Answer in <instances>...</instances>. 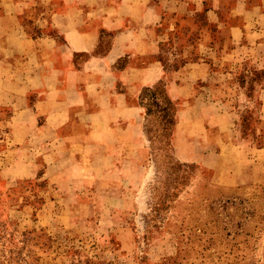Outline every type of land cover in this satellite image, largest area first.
Returning <instances> with one entry per match:
<instances>
[{
    "label": "rangeland",
    "instance_id": "374dc122",
    "mask_svg": "<svg viewBox=\"0 0 264 264\" xmlns=\"http://www.w3.org/2000/svg\"><path fill=\"white\" fill-rule=\"evenodd\" d=\"M181 49L167 41L166 73L154 83L176 109L169 152L184 163L178 177L145 134L152 117L145 119L141 87L128 97L139 133L105 135L106 148L96 147L102 155L73 159H49L36 135L13 143L14 107L0 106V264H264V48L221 82L212 93L220 105L197 122L194 112L184 120L179 113L209 96L202 82L186 97L177 91ZM226 104L236 120L227 151L226 122L204 121ZM179 139L195 155H185Z\"/></svg>",
    "mask_w": 264,
    "mask_h": 264
},
{
    "label": "crops",
    "instance_id": "0c3cea01",
    "mask_svg": "<svg viewBox=\"0 0 264 264\" xmlns=\"http://www.w3.org/2000/svg\"><path fill=\"white\" fill-rule=\"evenodd\" d=\"M167 41L181 43L185 59L172 73L177 91L186 97L202 82L209 96L179 113L184 120L194 112L197 122L220 105L212 93L221 82L264 48V0H0V106L14 107L13 143L36 135L49 159H73L102 155L96 147L106 148L105 135L121 141L139 133L129 89L156 87ZM232 114L226 104L204 120L226 122V151Z\"/></svg>",
    "mask_w": 264,
    "mask_h": 264
},
{
    "label": "trees",
    "instance_id": "16d2710c",
    "mask_svg": "<svg viewBox=\"0 0 264 264\" xmlns=\"http://www.w3.org/2000/svg\"><path fill=\"white\" fill-rule=\"evenodd\" d=\"M140 103L145 108L146 111V121L148 117L152 119L148 120L149 125H145L148 128L145 132L147 134L151 133L153 137L147 136L148 140L153 144L154 151L159 157H163L167 168L178 177V173L181 166L179 160L174 161L171 159L169 148L171 146L169 136L170 129L175 124V107L173 106L172 100L167 96L164 88L161 86H156L155 88H144L140 94ZM177 168L179 169L177 171ZM176 170V171H174ZM169 194H165L168 198Z\"/></svg>",
    "mask_w": 264,
    "mask_h": 264
}]
</instances>
